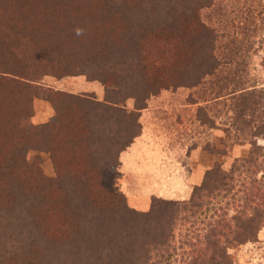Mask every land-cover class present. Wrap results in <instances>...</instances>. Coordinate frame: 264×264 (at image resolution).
Here are the masks:
<instances>
[{"label":"trees","instance_id":"obj_1","mask_svg":"<svg viewBox=\"0 0 264 264\" xmlns=\"http://www.w3.org/2000/svg\"><path fill=\"white\" fill-rule=\"evenodd\" d=\"M215 1L169 0L170 8L163 11L160 5L164 0H141L139 4L145 7L141 17L146 15L152 26L160 25L152 34L143 32L141 37L124 27L117 39V31L106 37L101 26L103 10L98 6L103 8L108 0H0V14L6 7L24 8L29 21L35 18L32 4L41 2L39 9L46 7L40 10V16L38 13V27H51L54 35L58 30H71L58 34L62 41L43 47V52L35 49L26 58H5V66L0 67V80L14 88L8 92L0 89L5 98L0 106V113L5 112L3 120L11 127L17 116L26 114L21 110L32 103L33 95L47 99L56 122L45 126L44 132L60 137L56 147H65L71 167L93 166L100 169L99 176L115 167L114 159L141 135V111L163 91L203 87L205 113L220 106L223 149H210L217 161L188 200L154 198L151 208L140 212L119 195L98 190L106 193L105 205L65 206L84 223L89 209L99 214L102 222L94 228L93 239L97 249L92 251L97 260H112L113 264H235L230 250L257 242L264 229V83L254 73L257 65L252 57L263 52L260 65L264 67V37L258 30L249 32L247 24L239 25L249 39L248 47L237 46L231 51L223 47L225 54L220 56V35L200 15ZM126 3L135 6L138 2ZM137 12L132 15L136 19ZM93 13L99 16L96 20L91 18L95 17ZM108 18L115 24L124 22L118 10ZM78 20L92 23L85 40L91 38L93 46L83 44L87 28L77 34ZM45 76H85L103 86L104 100L33 85ZM14 93L20 97L19 102L11 96ZM129 100L135 102L133 111L126 109ZM204 123L214 126L215 122L211 117ZM3 136L8 141L6 146L27 141L21 142L12 130ZM247 145V153L226 170L220 157H226L235 146ZM59 159L55 157L54 163L61 171ZM26 197L27 204L19 214H4L0 207L1 219L19 218L7 220L10 223L0 228V264H74V253L50 250L54 243L48 242L32 220L37 216L33 209L41 208L39 190L33 187ZM61 201L65 202L64 197ZM24 211L34 216L26 218Z\"/></svg>","mask_w":264,"mask_h":264},{"label":"rangeland","instance_id":"obj_2","mask_svg":"<svg viewBox=\"0 0 264 264\" xmlns=\"http://www.w3.org/2000/svg\"><path fill=\"white\" fill-rule=\"evenodd\" d=\"M108 1L110 3L103 2V8L98 6L103 10L100 21L103 23L101 26L106 37L115 35V30L119 39L123 35L124 27H128L132 33H137L141 37L143 32L152 34L160 25L158 23L152 26L146 21V15L141 17L145 9L143 4H139L141 0H136L138 3H135V6L127 4V0ZM41 4V2L32 4L35 18H30V21L24 8L6 7V11L0 14V67L5 66V58H26L25 55L35 49L43 52V47L62 41L58 34H68L71 31L58 30L59 32L54 35L55 30L51 27L46 26L45 30L43 26L38 27L40 24L38 13L46 7L39 9ZM160 6L163 11L166 7L170 8L169 0H164ZM116 9L125 23L115 24L109 20V14L116 13ZM136 11L137 14L139 13L137 19L132 16ZM200 15L203 21L215 28L220 35L218 44L220 56L225 54L223 47H227L230 51L237 46L248 47L249 39L245 37L244 30H241L239 25L247 24L249 32L258 30L264 37V0H216L211 8L203 9ZM92 16H95L91 17L93 20L99 17L94 13ZM58 23L59 21L54 27L58 26ZM76 23L77 30L87 28L84 31L83 44L93 46L91 38L85 40L88 30L93 27L92 23L81 20ZM66 46L68 47L69 44ZM258 46L256 43L255 50L259 49ZM252 57L257 65V72L254 73L258 74L262 79L261 82L264 83V67L260 65L263 52ZM33 85L69 94L95 96L99 101H103L105 96L103 86L99 82L88 81L85 76L62 79L45 76L39 83ZM0 89L5 92L14 90L13 87L4 85L1 80ZM204 93L203 87L181 88L176 91L166 90L151 98L147 109L141 111V135L126 151L114 159L115 167L105 170L100 176V169H95L93 166L71 167L66 158L65 147L63 145L56 147L60 137L49 136L44 132L45 126L56 122L55 111L44 97L33 95L32 103L21 110L26 114L23 113L11 120V127H8L7 121L3 120L5 112H1L0 207L2 213L19 214L22 206L27 204L26 194L35 187L39 190L38 199L42 201L39 204L41 208L33 209L36 217L33 212L27 214L28 211H24V215L27 214L26 218L30 215L34 216L32 220H35L38 227L43 230L48 242L54 243L50 246V250L56 253H74L76 256L74 264H113L112 260H97L96 255L92 254V251L97 249L93 245L94 228L102 222L99 214L89 209V218H85L84 223L73 215L74 211L68 210L65 206L77 207L80 204L92 203L102 205L107 199L106 193L103 195L98 190L111 191L119 195L130 207L140 212L148 211L154 198L188 200L193 189L203 182L206 171L217 161L211 155L210 149L218 150L221 147L220 141L225 137L221 130L222 119L218 110L220 106H215L214 111L207 115L202 109L206 106L202 103V99L205 98ZM14 95L15 93L11 94L12 97ZM14 98L17 102L20 101L19 96L15 95ZM4 100L3 94H0V106ZM12 102L16 104L14 100ZM134 108V100H129L126 109L133 111ZM211 117L215 122L214 126L204 123ZM10 130L17 133L21 142L22 139L27 141L23 144L14 142L6 146L8 141L3 134L8 135ZM35 130V134L32 135ZM248 150V145L233 147L226 157H220L224 162V168L229 170L233 161L243 157ZM54 156L62 161L61 171L55 167ZM65 190L69 191V194L65 193ZM70 196L71 200H66ZM62 197L65 202L61 201ZM18 219V217L0 218V223L3 221L0 228L10 223L7 220ZM65 220L70 225H67ZM24 221L26 222L27 219ZM80 240L83 242L82 246ZM230 254L235 264H264V229L259 233L257 242L230 250Z\"/></svg>","mask_w":264,"mask_h":264},{"label":"clouds","instance_id":"obj_3","mask_svg":"<svg viewBox=\"0 0 264 264\" xmlns=\"http://www.w3.org/2000/svg\"><path fill=\"white\" fill-rule=\"evenodd\" d=\"M81 31H82V30H79V29H78V30H77V34L79 35Z\"/></svg>","mask_w":264,"mask_h":264}]
</instances>
